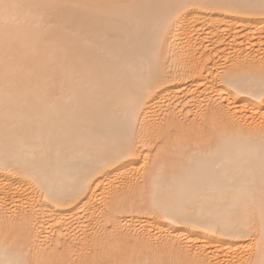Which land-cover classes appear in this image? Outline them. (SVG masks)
<instances>
[{"label":"bare ground","instance_id":"bare-ground-1","mask_svg":"<svg viewBox=\"0 0 264 264\" xmlns=\"http://www.w3.org/2000/svg\"><path fill=\"white\" fill-rule=\"evenodd\" d=\"M0 264H264V0H0Z\"/></svg>","mask_w":264,"mask_h":264}]
</instances>
